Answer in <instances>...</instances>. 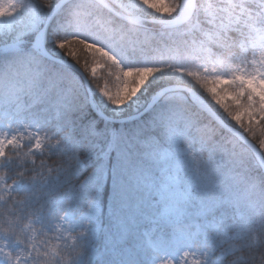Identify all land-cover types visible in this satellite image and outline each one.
<instances>
[{"label": "snow or ice", "instance_id": "snow-or-ice-1", "mask_svg": "<svg viewBox=\"0 0 264 264\" xmlns=\"http://www.w3.org/2000/svg\"><path fill=\"white\" fill-rule=\"evenodd\" d=\"M0 264H264V0H0Z\"/></svg>", "mask_w": 264, "mask_h": 264}, {"label": "rangeland", "instance_id": "rangeland-1", "mask_svg": "<svg viewBox=\"0 0 264 264\" xmlns=\"http://www.w3.org/2000/svg\"><path fill=\"white\" fill-rule=\"evenodd\" d=\"M94 67H96V70L98 71L100 68L103 67V65H101V66H96V65H95ZM107 83H109V87H113V85H114V83H115V79H112V80H110V81L107 82ZM97 101H98V104H99L101 107H103V108H107V109H109V111H110V106H108L107 103H106V101H104L102 97H99L98 94H97Z\"/></svg>", "mask_w": 264, "mask_h": 264}, {"label": "trees", "instance_id": "trees-1", "mask_svg": "<svg viewBox=\"0 0 264 264\" xmlns=\"http://www.w3.org/2000/svg\"><path fill=\"white\" fill-rule=\"evenodd\" d=\"M105 70H107L106 69V67L104 66V68L102 69V70H100L99 71V75L98 76H103V78H105V77H109L107 74H105ZM109 78H111V77H109ZM106 112H108V111H106ZM258 140H257V144H258ZM57 241L53 238L52 240H51V243H56Z\"/></svg>", "mask_w": 264, "mask_h": 264}]
</instances>
